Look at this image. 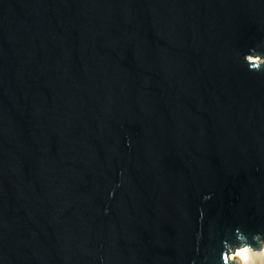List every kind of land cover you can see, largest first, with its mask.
Here are the masks:
<instances>
[{
	"label": "water",
	"instance_id": "1",
	"mask_svg": "<svg viewBox=\"0 0 264 264\" xmlns=\"http://www.w3.org/2000/svg\"><path fill=\"white\" fill-rule=\"evenodd\" d=\"M246 55L264 0H0V264H220L235 229L264 240Z\"/></svg>",
	"mask_w": 264,
	"mask_h": 264
},
{
	"label": "clouds",
	"instance_id": "2",
	"mask_svg": "<svg viewBox=\"0 0 264 264\" xmlns=\"http://www.w3.org/2000/svg\"><path fill=\"white\" fill-rule=\"evenodd\" d=\"M245 63L249 72H264V56L254 55L245 56ZM209 199L208 196L204 197ZM203 213H201V216ZM236 244H225L220 254V264H264V240H261V234L255 233L252 236V242L239 229H235ZM259 244L257 248L255 245Z\"/></svg>",
	"mask_w": 264,
	"mask_h": 264
}]
</instances>
